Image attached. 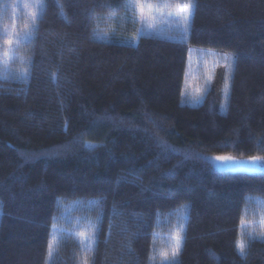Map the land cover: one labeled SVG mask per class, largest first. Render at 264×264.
Returning <instances> with one entry per match:
<instances>
[{"label": "trees", "instance_id": "1", "mask_svg": "<svg viewBox=\"0 0 264 264\" xmlns=\"http://www.w3.org/2000/svg\"><path fill=\"white\" fill-rule=\"evenodd\" d=\"M138 1L43 0L0 76V264H151L184 208L175 264H264V240L236 247L264 172L207 162L264 157V0H167L195 5L176 38L146 33ZM190 49L234 56L197 106L183 100ZM68 203L89 206L95 242L64 237L49 258Z\"/></svg>", "mask_w": 264, "mask_h": 264}, {"label": "rangeland", "instance_id": "2", "mask_svg": "<svg viewBox=\"0 0 264 264\" xmlns=\"http://www.w3.org/2000/svg\"><path fill=\"white\" fill-rule=\"evenodd\" d=\"M6 1L7 0H2V4H0V76L8 77L12 74L10 71L14 70L13 62L15 63L14 57L15 54L17 55L18 46L21 42L28 40L32 35L35 21L42 11L43 0H9L8 3H6ZM139 4L140 0L133 6L136 7L135 11L139 15L142 28L146 33L169 36L172 38L178 37L176 32H179L181 36L185 35V33H182L176 26L177 15L182 9L175 10L172 6L169 8L167 0H147L145 1L146 5L143 7L138 6ZM9 11L10 14L8 16ZM32 13H36L34 21L32 19ZM173 32H175L176 36L172 34ZM9 38L13 40L11 45L7 43ZM190 51L191 55L183 87V100L190 105L197 106L202 103L208 83L218 65H222L227 69V80L229 81L233 69L234 56L203 50H199L200 54L194 56V50L190 49ZM225 56L230 57V59L225 60ZM19 68L20 67L17 66V69ZM227 92L228 88L224 93L225 97L228 96ZM217 156L229 155H214L207 158V162L218 171L247 173L264 172V157H255L259 158L257 161L259 166L244 167L236 163L223 165L219 161H213L212 158ZM229 157L234 158L235 161H245L249 163L252 161V158H254ZM254 202L252 208L245 213L246 215L243 221L246 226H240V241H243L245 245L247 239H260L261 236H264V223H261L264 221V201L255 199ZM75 204L77 203H68L62 206V220L56 223L51 239L55 243L53 252L64 237L73 238L82 248H90L89 241L85 240L83 237H78L77 234L85 233L87 236H94L96 222L92 221L90 218L91 213L89 212L90 209L88 205V211L84 210L85 206H83V210L76 214ZM186 219L187 213L184 208L177 213L175 223L173 226L169 227L167 232L157 233L155 235V245L151 264H161L163 256L160 255V253L162 252L167 253L169 258L171 257V252L175 247L173 233L181 228L182 225L181 235L184 236ZM253 236L255 238H251ZM182 243L180 245V250ZM179 253L175 258V262L178 259Z\"/></svg>", "mask_w": 264, "mask_h": 264}, {"label": "snow or ice", "instance_id": "3", "mask_svg": "<svg viewBox=\"0 0 264 264\" xmlns=\"http://www.w3.org/2000/svg\"><path fill=\"white\" fill-rule=\"evenodd\" d=\"M129 3H131V0H128ZM195 5L191 2H189L186 5H183L182 10L179 12V14L177 15V19H176V26L178 29L181 30L182 33H186L188 30V26H189V21L191 16L193 15V10H194ZM32 19L33 21L36 18V13H32ZM176 15V14H174ZM8 44H12L13 40L11 38H9L7 40ZM225 60L230 59V57L225 56L224 57ZM213 161H219L221 164L223 165H227L229 163H236V164H240L244 167H257L259 166L257 161L259 158H252V161L249 162H245V161H235L234 158L229 157V156H217L212 158ZM261 223H264V221H262ZM246 225L244 224V221H241V227H245ZM53 227H55V225H53ZM183 226L181 225V228L177 229L174 233H173V239L175 242V247L173 248L172 252H171V257L169 258L167 253H160V255L163 256V260L161 262V264H175V258L177 256V254L180 251V245L182 243L183 240V236L181 235V230H182ZM78 237H83L85 240L89 241V247H91L92 244H94L95 242V237L94 236H87L85 233H78L77 234ZM251 238H255L254 236ZM260 239L264 240V236H261ZM55 247V243L53 240L49 241L48 244V254H49V258H51V256L53 255V250ZM237 249L239 250L240 254L243 255L244 254V249L246 247V245L244 244L243 241H238L237 245H236Z\"/></svg>", "mask_w": 264, "mask_h": 264}]
</instances>
